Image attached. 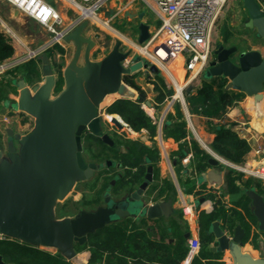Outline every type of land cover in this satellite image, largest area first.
<instances>
[{
  "label": "water",
  "instance_id": "water-1",
  "mask_svg": "<svg viewBox=\"0 0 264 264\" xmlns=\"http://www.w3.org/2000/svg\"><path fill=\"white\" fill-rule=\"evenodd\" d=\"M244 3L248 11L245 27L256 29L264 41V10L257 0H244ZM125 16L143 19L145 12L131 9ZM88 24V20H83L64 37L74 44L75 51L61 74L64 87L60 92H56L59 79L47 52L39 57L42 83L30 86L23 78L18 79L19 96L11 104L20 113L33 117L34 127L28 134L8 128V144L5 150L0 148V233L50 252H60L75 264H89L85 255L77 251V246L86 245L89 233L133 214L161 218L172 211V199L145 202L144 192L154 181V166L149 165L144 181L124 198H113L107 193L105 205L94 210H82L75 217L63 219L55 216L57 203L67 199L78 182L94 178L105 166L85 159L82 140L88 130L100 141L114 144L102 130L101 106L117 99L137 98V92L125 82V76L149 66L151 71L159 72L156 65L144 62L141 56H135L133 64L127 66L125 61L132 52L125 50L119 40L102 59L94 60L92 50L96 45L93 37L86 34ZM139 31L137 43H145L151 36L150 25L141 21ZM207 71L209 78L223 76L228 79L227 88L246 93L254 127L264 128V57L261 53L242 52L237 45H220ZM192 88L193 85L187 91ZM114 94L118 98L113 100ZM118 116L122 121L114 119V125L133 134L127 122ZM217 162L211 159V163ZM246 192L257 222L253 237L257 246L264 249V196L254 189ZM213 231L218 242L215 251L228 250L231 264H264V255L256 258L244 249L248 231L241 225L230 235L216 221ZM0 264L13 263L0 255Z\"/></svg>",
  "mask_w": 264,
  "mask_h": 264
},
{
  "label": "crops",
  "instance_id": "crops-1",
  "mask_svg": "<svg viewBox=\"0 0 264 264\" xmlns=\"http://www.w3.org/2000/svg\"><path fill=\"white\" fill-rule=\"evenodd\" d=\"M46 1L60 12L63 20L62 27L70 25L72 22H74L73 20L69 19L67 15L65 18L64 13H62L61 7L64 8L65 6H68V3L71 4L69 0H46ZM124 2H126V0H114L112 1V5L114 6L118 5L119 7L120 4ZM226 2H227L226 3L227 6L225 10L222 12L220 20L218 21L220 23L221 29L219 31H216L215 38L212 41L214 44L215 42L217 43L216 46H214L215 50L220 45H224L225 47H232L234 45H237L240 51L242 52H250V51L252 52L253 50H256L261 53L262 57H264V41L261 38H259L256 29L254 28L249 29L244 25L245 20L248 18V11L245 8L244 0H226ZM257 2L260 3L262 9L264 10L261 0H257ZM62 4L64 5L62 6ZM5 5L6 3L3 0H0V30L9 33L13 37L12 42H13V46L15 47V53L11 58H16V57H20L22 54H24L27 51V46H25V44H23L20 40H17V42L15 41L14 38L15 32L24 31V33L26 34L25 37L26 40L28 38L31 39L32 41H34L36 35L32 31L30 32L29 28L26 25L28 22L27 21L28 19L26 18L29 17L22 16L21 13H17V11L14 10L13 8H11L12 11L10 12V14L8 15L2 14L4 13L3 11H5L3 9V7H6ZM121 8L122 7L120 6L117 9L118 12L116 13L115 17L122 15L123 9ZM133 9L136 10L138 13L144 11L145 16L143 19L137 17L136 18L127 17L129 18L128 22L134 25L135 27H137V29L134 32L132 38H127L125 40L126 42H124V40L121 41L123 44L127 43L124 45H128V48H124L125 50H131L132 54L129 57L130 59H133L134 56L141 55L143 61L147 62L148 58L146 57V55L144 54L142 55L140 53V50H142L144 47L139 48L137 45L138 44L137 40L140 35L139 24L141 23V21L145 22L146 24L150 25V32H153L159 26L160 20L151 17L147 13V11H145V9L141 6L133 5ZM22 17H24V19H22L21 21ZM121 21H122V16H120V22ZM96 34L97 33L94 28L93 29L91 28V30L87 34L93 37V39L95 40L96 46L92 51L94 50L102 51L106 49V45H104V42L101 44V41H99V38H97ZM156 48H157L156 45H151L149 51L153 52L154 50H156ZM49 49L50 52H52V57H51V62H52L53 57L56 56L65 57L66 55H68L69 51H73L74 53L75 46L72 42H67L64 40L62 43H55L50 45V47L46 50V52ZM147 50L148 49H146L145 51L142 50V52L147 53ZM104 56L105 54L103 55V57ZM70 59L69 60L66 59V66L69 63ZM37 66L39 67V71H40L39 78L37 79L38 81L37 83H42L43 75L41 71L42 66L40 60L37 62ZM168 69L171 71L172 76L178 83L182 84L186 82L185 78L187 72L183 67V62L181 60H179L177 63H173V64L169 63ZM156 74H159V77L156 76ZM132 76L134 82H136L140 88V90H138L139 91L138 93L136 91L137 89L133 88L130 85L137 92V98H135L134 100L138 99V97L140 96V92L143 91L144 92L143 100L147 102H151L153 105L158 106L159 104L155 100L157 96V91L155 89L156 84H158L159 86L160 85L162 86L164 84L166 87L172 88L174 90L173 95L176 94V86L174 82L173 81L171 82L172 86L167 84L168 82L166 80L167 79L169 80L170 76L168 74L167 69L164 67H160L159 72L156 73L154 71H151L149 66L148 68H142L140 71H138ZM10 77L12 76L10 75ZM200 79L201 77L197 82L189 84L184 91L185 100L184 101L179 100V102L176 103H180L183 112V118L186 119L187 129L190 135L189 140L193 138L198 143L199 147H201L209 155H211L210 162L212 158H215L218 161L217 164L211 163L210 166H208L206 169L197 171V169H195V163H194L195 156L193 155L192 150L189 152L192 153L193 156L190 164L185 166L182 163V160H181V164L179 163L178 161L179 156L174 155L175 152L179 149V143L176 142L173 138H165L163 133L164 126L166 125L167 114L169 112L171 113L175 112L174 110L175 103L172 104V102L169 99H167L168 97H166L165 102L161 104V105L165 104L166 106L165 110L161 114V117H165L164 118L165 121L161 126L157 125L155 135L151 136V138H154L156 136L155 138L157 139L160 145V150L157 147H154L151 144H149V142H141L139 139H133V140H138L141 143H144L150 147L157 148L159 151L160 160L157 164L159 168V178L156 180L154 179V181L151 183L154 184V182H156L154 184L156 186V189L151 191L147 188V190L144 192V198L153 199L151 200L150 204L172 199V211L171 214H169L168 216L164 215L161 218H149L147 216H141L140 214H133L126 217L132 218V220L135 221V223H137L138 226H144V229L150 231L152 233V236L160 241L165 239L167 242L176 243L181 236H184V244L188 252H189V240L192 237L199 239L200 250H201L202 242L204 241L205 238L202 225L204 221L210 222L209 231L212 238L207 243L206 248L207 250H211V253H213V255L215 256H210V259L206 258L203 259V261L206 264H209V262L212 263L217 262L219 264H231L232 259L228 250L219 252V251H215L214 249L215 247L218 246V242L216 236L214 235L213 223L218 221L220 223V226H222L230 235H233L234 228L236 226L241 225L245 230H247L239 220H237L235 225L232 228H230L228 224H226L223 221V218L220 215V209L228 210L229 214H232V211H238V212L240 211L242 213L244 220L248 222V226H249L247 230L248 235L245 239L244 249L250 252L256 258L259 256H263L264 249L260 248V246H257V243L255 242V238L253 237V234L257 232L256 229L257 222L252 221L249 213L244 209V207L241 204H238V202L243 195H247L246 191L249 189H247V186L244 183L249 179L258 180L260 182V186H258V188L254 187L252 189L260 192L264 196V180L258 177L256 178L254 175H252L249 172L243 171V169L245 168L248 170L257 169V167L260 165L264 157V128L254 127V116H252V114H250V112L248 111L249 98L246 93H244L243 99L238 101L234 106L230 107L221 118L209 120V118H206L203 115L200 114L197 115L191 112L189 108L188 100L186 99V95L190 92L195 93L197 91L198 87L201 85L202 80ZM191 85H193V88L190 90V92H188L187 89ZM151 93L153 97H151L150 95ZM13 94L14 93H9L6 99H4V101H6L4 102V105H1L3 99L0 101L1 108L5 110L6 107L4 106L7 105L6 103L10 102L11 100H15ZM11 103L12 101L10 102V104ZM104 104H105L104 107L101 106L100 109L106 110V108L111 103L107 102ZM10 109L11 112L9 111V114L12 113V115L14 116L16 108H14L11 104ZM21 115H23V113H21ZM108 115H114L117 118H119L117 114L115 115L109 113ZM12 121L14 120L12 119ZM221 124H225L227 127H230L233 131L238 133L239 136L251 142V148L247 153L244 161L236 164L239 167L235 170L242 174V180L240 179L237 180L236 185L237 187H239V193H235V194L226 191V185H227L226 170L230 166L221 158L225 160L227 159L222 155H218L213 150V142L216 136L210 130V128L211 126H218ZM11 127L15 128L17 131L20 132V124L13 125L11 123ZM143 130L146 132L148 131L145 128H142L141 131H137V132L133 130V135L141 133ZM164 179L170 180L172 182V186L174 190L169 192L170 194L169 196H167V194H164L163 196L158 197V190L163 186ZM249 200H248V207H249V211L252 214V211L250 210L251 200L250 201ZM185 207H188V209H190L188 210L189 212L188 211L185 212L184 209ZM187 256L184 258L181 264H191L192 260L188 262ZM88 257L89 254L86 253V259H88Z\"/></svg>",
  "mask_w": 264,
  "mask_h": 264
},
{
  "label": "trees",
  "instance_id": "trees-1",
  "mask_svg": "<svg viewBox=\"0 0 264 264\" xmlns=\"http://www.w3.org/2000/svg\"><path fill=\"white\" fill-rule=\"evenodd\" d=\"M15 53L12 38L5 32L0 30V63L11 58ZM50 58L52 52L47 51ZM38 59H31L27 62L16 65L9 70V75L17 76L19 73L23 75V79L28 82L39 77L40 71L37 66ZM60 68V67H59ZM159 77V74H156ZM60 80L63 79L60 78ZM59 80V81H60ZM125 82L133 88L140 90L139 86L133 80V76H125ZM201 85L195 93H188L186 99L189 103L190 111L203 115L209 120L221 118L225 112L244 97V92L227 88L228 79L223 76L211 77L203 79L201 77ZM9 80L7 83L0 81V101L6 99L9 92L15 91L14 85ZM59 89V90H58ZM157 91L156 101L161 106L165 102L166 97H171L174 90L166 87L164 84L159 86L156 84ZM58 92L62 88L57 87ZM118 95L112 98L117 99ZM144 99V92H140V96L136 100L132 99H117L107 108V112L118 114L125 120L134 131H141L142 128L149 130L151 136L155 135L157 125L147 115L145 110L141 108V102ZM12 102L14 100H11ZM10 101V102H11ZM174 113L169 112L166 116V125L164 126V137L173 138L179 143V149L174 155L179 156V163L187 153L191 150L195 156L194 163L197 171L204 170L210 166V157L204 149L199 147L198 143L191 138L189 140V131L187 129L186 119L183 118V112L180 103H175ZM211 125V123H210ZM210 130L215 134L213 142V150L225 157L228 161L238 164L243 162L247 153L251 148V142L239 136L225 124L211 126ZM91 138V135L88 138ZM117 139V144L114 148L108 147L107 144L100 142L101 151L95 157L102 160L111 159L112 164H106L101 167L100 171L92 178L90 188L93 190L100 187L95 192V198L84 202V205L96 204L99 206L105 205L106 195L110 194L116 198L121 192L129 194L144 181L145 173L149 165L154 166V179L159 178V168L157 166L160 157L157 148L150 147L138 140H122ZM121 147H125L124 151ZM121 168L122 174H119L117 179L109 174L112 168ZM242 180V174L235 169L228 167L226 170V191L232 194L239 193L237 180ZM114 180V183L112 182ZM247 189L258 188L260 182L258 180L249 179L244 183ZM100 185V186H99ZM111 187L112 191L108 192ZM156 189L152 185L149 190ZM172 182L164 179L163 186L158 190V197L173 191ZM248 195H243L238 204H241L249 213L252 221H255L254 216L249 211ZM251 200V199H250ZM249 200V201H250ZM82 210H93L82 207ZM78 212V213H79ZM220 215L223 221L232 228L236 221L239 220L248 230V222L244 220L242 213L232 211L229 214L228 210L220 209ZM210 222H203L202 229L204 231V241L201 246V253L194 257L191 264H206L203 259H210V256H215L211 250H207L206 245L211 240L212 236L209 231ZM78 252L89 254L87 259L89 264H181L187 256L188 250L184 244V236H181L176 243L167 242L165 239L160 241L152 236L150 231L144 229V226H138L132 218L126 217L112 221L103 229L89 233L88 241L84 246H77ZM83 254V253H82ZM0 255H3L7 262L15 264H75L72 260L67 259L60 252L47 251L39 246L31 245L16 238L6 237L0 239ZM86 257V254H84ZM209 264H219L217 262Z\"/></svg>",
  "mask_w": 264,
  "mask_h": 264
},
{
  "label": "built area",
  "instance_id": "built-area-1",
  "mask_svg": "<svg viewBox=\"0 0 264 264\" xmlns=\"http://www.w3.org/2000/svg\"><path fill=\"white\" fill-rule=\"evenodd\" d=\"M3 1L6 4H10L13 9L19 10V13L33 19L44 28H48L54 37L50 42H46L42 46L36 48L27 46V51L24 53V56L8 58V60L0 63V72L27 62L29 59H39L50 45L53 43H62L65 35L69 34L87 17L83 13V15L74 20L70 25L62 27L63 20L60 12L46 0ZM69 1L80 9L88 8L93 10L96 15L98 12H101V9L109 0ZM225 2L226 0H126L124 2L123 6L126 8L133 9V5L141 6L144 9L148 8L156 15V19L160 20L159 26L151 32L150 38L145 43L137 45L139 48L145 47L148 49L147 53L142 52V50H140V53L150 59L151 62H148L150 65L154 64L158 68L164 67L167 69L171 81L176 86V94L167 98L172 104L179 102V100L184 101L185 88L189 84L196 82L202 73L209 68L215 51L214 43L212 42L213 32L217 24L216 22L226 5ZM261 2L264 7V0H261ZM82 3L85 5L83 6ZM109 22L110 19H105L104 21L105 24ZM151 45L157 46L153 52L149 51ZM134 60L135 56L133 59H126L125 63L127 66H130ZM179 60L183 62V67L187 72L186 82L182 84L174 79L171 71L168 69L169 63H177ZM141 108L145 110L154 124L161 126L164 123L165 117H158L157 119V107L151 102L143 100L141 102ZM105 112L108 113L107 110ZM106 115L104 113V117ZM126 125L129 126L128 123ZM192 157V153H187L182 158V163L187 166L190 164ZM221 159L231 168L237 169L239 167L235 163L223 158ZM243 171L249 172L256 178L258 177L264 180V157L257 169L248 170L245 168ZM184 209L185 212L190 210L188 207ZM6 237L0 233V239ZM200 251L199 239L192 237L189 240L187 261L193 260L194 257L199 255Z\"/></svg>",
  "mask_w": 264,
  "mask_h": 264
},
{
  "label": "rangeland",
  "instance_id": "rangeland-1",
  "mask_svg": "<svg viewBox=\"0 0 264 264\" xmlns=\"http://www.w3.org/2000/svg\"><path fill=\"white\" fill-rule=\"evenodd\" d=\"M112 1H114V0H109L106 3L103 11L98 12L96 14L97 17H93V16H87L86 17V20H88V22H89L88 28L86 29V34L89 33L91 28L92 29L94 28L96 33H97L96 36H97V38H99V41H101V44L104 42V45H106V49H104L102 51L101 50L92 51V57L94 60L101 59L104 54L107 55L111 51V49L115 46L114 44L116 43L117 40H119V41L124 40V42H126L125 40L127 38H132L134 32L137 29V27H135L134 25H132L131 23L128 22L129 18H127L125 16V12L127 10H131V9L122 6L124 3L120 4V6L122 7L121 9H123V13H122V15H120V16H122V21L120 22V16L115 17L116 13L118 12L117 9L120 6L118 7V5H116V6L112 5ZM226 3L227 2H225V4ZM63 5L64 4H62V6ZM82 5L84 6L85 4L82 3ZM5 6L6 7H3V9L5 11H3L4 13H2V14L8 15L12 11L11 10L12 6L8 3ZM226 6H227V4L225 5L223 11L225 10ZM61 8H62V13H64L65 18L67 15V17L73 21L78 19L84 13L83 9H80L78 6H75L73 3H71V4L68 3V6H65L64 8L61 7ZM145 11H147V13L151 17L156 18V15L151 10H149L148 8L145 9ZM221 15H222V13H221ZM221 15L219 16V18L216 22L217 24H216L215 30L213 32V40L215 38L216 31H219L221 29L220 23L218 22L220 20ZM22 16H24V15L22 14ZM123 17H124V19H123ZM22 19H24V17L21 18V21H22ZM26 19H28L27 20L28 22L26 25L29 28V31L30 32L32 31L36 35V37L34 38V41H32L31 39H28V38L26 40V38H25L26 34L24 33V31L23 32L17 31V32H15V37H14L16 42H17V40H20L23 44H25V46H28L30 48H36V47H39V46L46 44V42L47 43L50 42L53 39L54 35L52 32H50V30L48 28H46V27L44 28L42 25H40L39 23H37L36 21H34L31 18H26ZM105 19H110V22L108 24H105L104 23ZM83 20H85V18ZM157 26H158V24H157ZM6 34L9 35L13 41V37L9 33H6ZM53 44H55V43H53ZM124 44H127V43H124ZM124 44H123V48H128V45H124ZM216 44L217 43L215 42L214 46H216ZM24 55L25 54H22L21 56H24ZM72 56H73V51H69L68 55H66L65 57L64 56L53 57L52 65L55 68L56 76L59 80L61 78V74H62L63 70L65 69L66 59L69 60L70 58H72ZM29 60H31V59H29ZM147 62H151L150 59H148ZM11 68H9V70H11ZM9 70L7 69L4 72H0V81H2V83L5 84L9 80H11L10 82L12 83V85H14L16 90L13 92H9V93H14L13 97H15V99H17L18 94H19V90H18V85H16V82L18 81L19 78H23V75L19 74L17 76L10 77ZM207 72L208 71L206 69L202 73L201 77L203 79H209ZM38 78L35 77V79H33L32 81H28L27 83L30 86H33L35 83L38 82L37 81ZM59 80H58L57 84H59L60 88H63L62 80H60V81ZM198 80H199V78H198ZM166 81L168 82L167 84H169V85L172 84L171 83L172 81L170 79L169 80L167 79ZM57 87H58V85H57ZM58 90L56 88V92H58ZM136 91L139 93L138 90H136ZM150 95H151V97H153L152 93ZM4 102H6V101H4V99H3V102L1 105H4ZM6 104L7 105L4 106V107H6L5 108L6 111L3 108H1V106H0V143H3V145H4L2 147L3 150L6 149V143H5L6 128L11 127V123L13 125L14 124L15 125L20 124V132L24 133V134H28L33 129L34 123H35L33 117H31L30 120H25L24 122H22L20 120L21 113L17 109H15V113H14L15 115L14 116L12 115V113L9 114V111L11 110L10 109L11 104H10V102H7ZM104 105H102V106L104 107ZM156 107H157V116L156 117L158 119V117H161V114L165 110L166 106L164 104V105L156 106ZM3 110H4V113H3ZM104 113L107 115L104 117L103 120H107V123L114 127L115 126L113 124L114 122L108 118L109 113H106L105 109H100L99 114L101 116H104ZM23 115H25V113H23ZM11 118L14 121H12ZM117 131H118V133H115L116 134L115 137H117L118 139H122L123 141L129 140V139H132V140L133 139H139L141 142H149V144H151L154 147H157L160 150V145H159L157 139L155 138L156 136L154 138H151V133L149 132V130L147 132L143 130L141 133H138L135 135L129 134L125 129H119ZM2 136H3V138H2ZM0 148H1V146H0ZM101 150H102L101 146L98 145L95 142V140H93L92 138L86 137L83 139V154H84L85 159H88L89 161H95V159H96L95 154L99 153ZM100 162H102V161H100ZM122 173L123 172H122L121 168L114 167V168L109 170V174L112 175V177H115V179H117L118 178L117 176L119 174H122ZM91 180H93V179L78 182L75 185V187L71 190L69 195L67 196V199H65L64 201H59L57 203L56 208H55V216H57L58 219H63V218L69 217V216L75 217L82 207H84V208L86 207V209H93V210L97 208L98 205L93 204V203L88 204V205H84V202L95 198V192L100 188V187H96L95 189L92 190L90 188V182H89ZM112 182H114V180ZM155 183L156 182H154V184ZM154 184H150L148 189ZM111 191H112V188L109 187L108 192H111ZM121 197H125L124 192H121L119 195H117L116 198H121ZM154 197H155V195H154ZM145 200H146V203L148 204L153 199L147 198ZM79 253L86 254V253H84V251L79 252Z\"/></svg>",
  "mask_w": 264,
  "mask_h": 264
},
{
  "label": "flooded vegetation",
  "instance_id": "flooded-vegetation-1",
  "mask_svg": "<svg viewBox=\"0 0 264 264\" xmlns=\"http://www.w3.org/2000/svg\"><path fill=\"white\" fill-rule=\"evenodd\" d=\"M103 118H104V116H103ZM31 119V116H26V115H21L20 116V120L22 121V122H24L25 120H30ZM8 129V128H7ZM7 129H6V140H5V143H6V146H7V144H8V140H9V137H8V134H7ZM15 129V128H14ZM16 130V129H15ZM102 130L104 131V133L106 132V133H108L109 135H110V137L114 140V144L113 145H111L110 143H107V142H102V141H100L99 139H97L94 135H92L88 130H86V132L83 134V136H82V140L84 139V138H88V136L89 135H91V138L93 139V140H95V142L98 144V145H100V142H102V143H104V144H107L108 145V147H110V148H114L115 146H116V144H117V139H116V134L115 133H118V131L117 130H119V128L118 127H116V126H111L110 124H108L107 123V120H104L103 122H102ZM17 131V130H16ZM19 132V131H18ZM90 138V137H89ZM1 145V148L4 146L3 145V143H0ZM101 146V145H100ZM121 150L122 151H124V148L123 147H121ZM98 153H96V155H97ZM100 161H102V162H100ZM109 161H112L111 159H107L106 158V160H102V158H98V157H96V159H95V162H98L100 165H105L106 166V164H109ZM109 165H111V164H109ZM104 166V167H105ZM103 167V166H102ZM126 195V194H125ZM122 198H124V197H122Z\"/></svg>",
  "mask_w": 264,
  "mask_h": 264
},
{
  "label": "bare ground",
  "instance_id": "bare-ground-1",
  "mask_svg": "<svg viewBox=\"0 0 264 264\" xmlns=\"http://www.w3.org/2000/svg\"><path fill=\"white\" fill-rule=\"evenodd\" d=\"M84 10V15L85 16H93V17H97L95 14H94V12H93V10H91V9H88V8H83ZM101 11H103V9H101ZM103 13V12H102ZM95 15V16H94ZM100 17V16H99ZM143 51H145L146 50V48L144 47L143 49H142ZM148 51V50H147ZM114 95H118V94H114ZM114 95H112V97L114 96ZM104 103H107V102H104ZM104 105V104H103ZM108 118L110 119V120H112L113 122H114V119L115 120H118L119 122H121L122 120H120V118H117L116 116H114V115H108Z\"/></svg>",
  "mask_w": 264,
  "mask_h": 264
}]
</instances>
